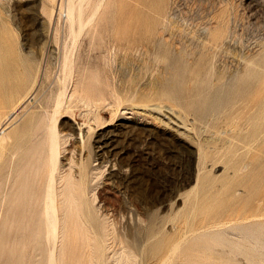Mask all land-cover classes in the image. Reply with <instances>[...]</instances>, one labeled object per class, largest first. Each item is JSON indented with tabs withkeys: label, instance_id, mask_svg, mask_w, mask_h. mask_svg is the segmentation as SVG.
Listing matches in <instances>:
<instances>
[{
	"label": "rangeland",
	"instance_id": "374dc122",
	"mask_svg": "<svg viewBox=\"0 0 264 264\" xmlns=\"http://www.w3.org/2000/svg\"><path fill=\"white\" fill-rule=\"evenodd\" d=\"M98 3H102L99 8ZM51 6L48 0H0V40L24 58L31 59L32 76L42 69L37 96L10 128L19 125L28 110L41 113L31 129L13 135L19 144L27 145L19 156L26 163L23 175L27 181L34 179L37 168L47 164V137L42 128L49 117L42 113L54 109L66 42V34L57 32L58 25L63 27L65 19L53 18ZM96 7V19L75 46V79L91 91L97 88L99 81L106 92L105 84L114 83L124 105H130L139 114L127 118L125 112L130 111L119 110L114 103L106 106L102 101L99 118L101 122L111 123L99 129L102 124L98 125L94 113L89 117L83 103L75 101L71 108L64 110L58 122L62 134L66 135L60 154L62 170H71L77 178L82 168L89 170L96 206L111 215L118 238L130 244H134L141 230L150 223L156 229L165 228V232L175 237L188 210L184 205V192L195 183L198 174L196 152L200 143L208 152L203 166L214 179V188L222 190L223 198L229 190L238 188V196L245 200L249 176L260 171L256 163H264V144L255 141L250 147V143L238 135L245 126L252 129L247 121L248 115L256 109L255 104L254 109L248 107L243 111L244 99L241 102L242 98L235 97L220 116L207 122L195 120L183 107H179L180 110L176 107L180 114L171 118L146 110L144 103L147 102L172 103L159 96L160 83L168 76L167 61L160 50L163 45L158 48L149 41L155 34H161L173 49H187L188 54L185 53L191 61L205 58L210 61L207 65L211 75L227 66H230L228 71L240 69L246 61L263 64L264 0H85L86 17L91 16ZM212 77L215 80L217 75ZM29 88L30 81H25L22 91L27 93ZM108 96V101H114L110 94ZM12 105L7 103L0 109L8 111ZM80 125L85 142L78 129ZM90 127H93L91 132ZM13 142L14 139H9L4 150L0 147V181L4 185H8L10 177ZM37 142L44 147L40 153L25 152ZM7 201H0V264H47L49 243L44 231L29 239L30 244L24 248H15L11 246L13 240L6 239L2 227ZM225 221L211 232L187 233L186 242H208L217 236L226 242L219 245L218 250L228 259L236 244L246 251L248 235L255 226L260 233L264 231L263 220H257L256 225L249 220ZM236 257V264H248L240 251Z\"/></svg>",
	"mask_w": 264,
	"mask_h": 264
},
{
	"label": "bare ground",
	"instance_id": "6f19581e",
	"mask_svg": "<svg viewBox=\"0 0 264 264\" xmlns=\"http://www.w3.org/2000/svg\"><path fill=\"white\" fill-rule=\"evenodd\" d=\"M48 1L52 4L53 18L59 16L61 20L65 19L64 26L62 27L61 24L60 28L58 25L57 32L60 30L61 33L66 34V42H64V52L60 61L61 76H58L59 89L54 109L51 112L42 113L49 117L42 128L47 137L46 148L49 155L47 164L35 170V177L31 181H27V177L23 175L26 163L24 164L19 157L20 151L27 145L19 144L13 135L17 136L23 130L31 129L41 113L38 110L33 112L28 110L21 118L22 122L15 128H10L20 118L19 115L24 108L29 106L30 100L37 96L42 69L39 68L32 76L31 59L24 58L0 40V108L7 103L13 104L8 111L0 109V147L4 150L7 141L14 139L11 146V171L10 177L7 178L8 185L0 181V201L9 200L2 229L7 236L6 239L13 240L11 246L24 248L30 244L29 239L40 231H44L49 243L47 264H69V261L70 264L71 262L76 264H236L237 251L245 255L248 264H264V231L260 233L256 226L248 235L249 244L246 251L236 244L235 250L231 252L232 257L228 259L219 253L218 246H223L226 242L219 240L217 236L212 237L208 242H186L187 233L189 235L190 232L193 234L211 232L214 227L217 228L225 223L226 219L228 221L249 220L253 225L257 220L264 221V163H256L260 171L249 176L245 184L247 188L245 200L238 196L240 194L238 188L229 190L227 196L223 198L222 190L214 188V179L209 172L204 171L206 168L203 166L204 158L208 152L200 143L196 152L198 174L195 183L184 192L186 197L184 205L188 207V210L183 225L178 227L173 238L165 232V228L156 229L154 224L150 223L141 230V236L135 238L134 244L118 238L114 222L110 220L111 215H108V212H101L96 206V194L95 192L91 194L95 188L91 185L93 179L89 177V170L82 168L79 178L71 170L68 172L62 170L60 154L62 145L66 142V135L62 134L58 122L64 110L71 108L75 101L83 103L88 116L94 113V119L100 122L98 125L102 124L99 129L111 123L101 122L99 118V104L102 101L106 102V106L114 103L120 107L119 110L130 111L125 112L128 113L127 118H132L139 112L130 105H124V100L121 99L114 83L109 81L104 83L108 89L106 92L99 81L97 88L91 91L83 84L80 86V81L75 79V46L91 22L96 19L97 9L102 3H98V8L94 9L91 16L86 17L85 0ZM155 36L149 44L158 48L163 45L160 50L162 57L167 61L165 71L168 73V76L160 83L162 89L159 96L172 103L147 102L144 103L146 110L162 113L171 118L174 114H180L177 108L180 110L179 107H183L186 109V114L194 115L195 120L207 122L216 119L233 98L237 97L239 100L240 97L241 102L243 99L245 101L244 105L242 104L243 111L248 107L250 110L254 109V104L256 109L253 113L250 111L249 117L246 115L252 129L245 126L247 129L243 127L242 133L238 135L245 138L246 143H250V147L251 142L255 145V141L264 144L263 62L261 64L251 60L246 61L245 65L242 63L244 66L240 69L228 71L226 69L230 66L229 68L227 66L223 71H213L212 75H217V78L213 80L215 76L212 77L207 65L210 61H206L205 58L191 61L192 59L190 60L186 55L187 49H173L172 44L169 45L167 40L164 42V36L161 34H155ZM25 81H30L27 93L22 91ZM108 94L114 101H108ZM78 129L85 142L83 127L80 125ZM91 129L93 127H90V132ZM43 148L41 143L37 142L25 152L32 150L40 153ZM68 253L70 257H67Z\"/></svg>",
	"mask_w": 264,
	"mask_h": 264
}]
</instances>
